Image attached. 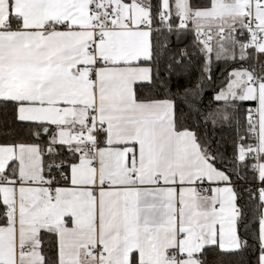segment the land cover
<instances>
[{
    "label": "snow or ice",
    "instance_id": "1",
    "mask_svg": "<svg viewBox=\"0 0 264 264\" xmlns=\"http://www.w3.org/2000/svg\"><path fill=\"white\" fill-rule=\"evenodd\" d=\"M0 264H264V0H0Z\"/></svg>",
    "mask_w": 264,
    "mask_h": 264
}]
</instances>
